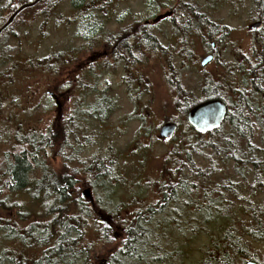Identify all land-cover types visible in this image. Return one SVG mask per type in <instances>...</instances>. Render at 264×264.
I'll use <instances>...</instances> for the list:
<instances>
[{
	"label": "trees",
	"instance_id": "obj_1",
	"mask_svg": "<svg viewBox=\"0 0 264 264\" xmlns=\"http://www.w3.org/2000/svg\"><path fill=\"white\" fill-rule=\"evenodd\" d=\"M33 1L0 0V27L18 7ZM154 1L157 4L151 6L157 9L160 7L158 6L160 0ZM212 1L238 4L243 0H205L209 6L213 5ZM49 2V5H52L51 0H42L32 8L46 6ZM250 2L256 12L254 22H261L263 27L253 41L251 53L253 63L249 58L245 60L243 72L246 75L247 88L242 86L235 89L225 80L211 84L205 80L206 85L201 89V99H195L189 90L174 89L172 108L181 114L182 120L172 122L178 125L179 134L181 132L186 144L179 155H176V151L174 153L176 165L171 179L165 178L169 181L163 182L164 185L160 187L157 208L139 210L134 213L129 224L118 226L123 231V236L116 250L109 253L107 258L109 263L132 264L162 250L160 239L164 233L160 231L163 230L157 225L153 226V220L151 221L155 214L166 215V227L179 234H183L185 226L195 227L198 222L201 225L219 226L220 232H217L221 234L220 242L217 240L212 242V249L207 253L204 264L264 262V259L262 262L258 260L247 245L242 248L243 237L252 238L257 242L264 241V202L256 204L249 201L244 210L246 220L237 218L235 221L228 212L232 205L242 202L238 194L240 186L231 180H220L216 177L221 171L216 168L217 166L226 169L231 164L242 181H245L246 174H252V189L257 191L264 189V157L260 155L261 150L257 146V141L264 144V138L261 137L259 141L254 136L263 130L264 126V105H257L254 97L264 92V0ZM112 3L113 0H71V7L77 10L79 15L76 20L78 24L76 35L82 43L88 45L84 47L85 52H88L90 47L97 49V40L102 36L107 37L103 34V31H106L102 13L104 10L112 12ZM167 3L173 5L172 0H168ZM52 7L54 5L50 8ZM81 7L90 9L88 13L80 16ZM43 12L46 13L47 9ZM21 13L0 34V38L5 34L12 36L11 28ZM174 16L173 20L167 21L171 24L168 44L170 50L175 52L174 57L182 59V64L190 62L188 55L192 51L193 39H200L204 48L211 49L210 41H214L213 44L217 47L228 33L225 27L210 20L208 14L201 12L196 2H180ZM149 25L133 20L128 22L127 27H123L126 31L129 29L135 31L130 42L132 44L130 56H126V51L119 43L118 55L97 63L90 60L86 66L70 67L78 59L77 52H57L43 60L30 62V66H33L38 61H44L45 69L53 79L65 71L69 83L54 80L53 92H61L68 87L70 93H75V100L72 115L67 116V120L62 122L57 120L53 128L48 127L44 136L30 133L26 139L20 140L6 129L0 128V146H8L15 141L14 147L0 156V212L11 213V216L0 215V264H92V261L97 259L94 245L86 240L87 229L91 228L106 239L115 227L116 223L113 222L115 218L113 214H108L104 210L99 199L90 202L85 200L81 189L84 186L100 189L112 188V185L124 186L125 180L122 177L125 170L120 165V156L107 150L101 156L94 155L88 165L78 172L69 171L68 165L72 162L69 154L76 151L77 147L74 145H78L80 150L83 143L89 139V133L84 129L87 123L103 122L111 108L112 101L102 97L93 104L95 107L91 111H81L83 95L88 91H95L93 86L100 80L101 73L98 72L111 70L112 66L117 65L122 68L124 80L128 79L125 84L131 86L132 83L134 88L142 87V91L146 89L143 86L142 75L133 73L132 66L141 61L149 50L160 48ZM219 35L221 37H218ZM168 50L166 49L167 52ZM79 71L80 77L83 76L85 80L88 77L89 85L80 81L77 75ZM231 72L236 76L240 74L236 70ZM92 82L93 86L90 85ZM229 96H232V101L228 100ZM212 99H219L226 104V117L217 130L202 134L188 125L186 114L199 102ZM224 124L228 126L227 132L223 129ZM70 139L72 142L68 141ZM54 156L63 160L60 170L52 171L48 163V159ZM203 163L206 165L205 168L201 166ZM37 172L40 173L39 176ZM81 182L82 184L78 185ZM23 193H27L30 202L37 204L32 211L30 209L29 213H26L30 219L24 218V213L18 210L22 204L16 201L18 199L16 197ZM99 212L106 216L104 223L100 221ZM34 217L36 220H32ZM223 222L224 225L221 226ZM4 240L18 242L23 248L38 253L33 257H26L22 251L8 252L2 246Z\"/></svg>",
	"mask_w": 264,
	"mask_h": 264
},
{
	"label": "rangeland",
	"instance_id": "obj_2",
	"mask_svg": "<svg viewBox=\"0 0 264 264\" xmlns=\"http://www.w3.org/2000/svg\"><path fill=\"white\" fill-rule=\"evenodd\" d=\"M70 2L71 0H51L52 5H49V2L43 7H31L32 9L18 16L17 22L11 28L12 36L5 34L0 38V128L6 129L20 140L26 139L30 133L44 136L48 127H54L57 111L45 92L54 91V80L63 81L66 78L65 71L56 78L57 80L49 76L44 61L34 63L35 66H30V62L43 60L57 52L79 53L71 68L80 67L81 63L90 61V52H85L84 48L86 44L76 35L78 32L76 20L79 15L77 10L71 7ZM180 2H196L201 12L208 14L210 20L219 23L218 25L228 31L223 42L214 49L204 48L200 39H193L192 51L188 55L190 62H186L187 64H182L181 58L174 57L175 52L169 48L171 24L165 21L168 12L167 6H164L165 0H160L158 5L160 7L157 9L151 6L157 4L154 0H113L112 12L104 10L102 13L106 31L116 27V19L124 22L137 20L141 24L148 22L160 48L149 50L141 61L132 66L133 73L143 77V86L146 88L144 91L142 87L134 88L132 83L131 86L125 84L128 79L124 80L122 68H115L114 65L111 70L98 72L101 73L100 80L94 86L93 82L90 84L95 91H88L83 95L81 111H91L95 107L93 104L102 97L111 100L112 105L103 122L87 123L84 129L89 133V139L83 143L80 150L78 145H74L77 149L69 154L72 161L68 165L69 171L78 172L88 165L94 155L101 156L107 150L120 156V165L125 170L124 176L120 172L125 180L124 186L112 185V188L107 189L84 186L81 189L82 197L88 202L99 199L104 210L114 215L113 222L116 223L106 239L91 228L87 229L86 240L94 245V252L97 254V259L93 260L92 264H111L107 258L116 250L123 236L118 235L121 230H117L116 227L129 224L134 213L139 210L148 208L155 210L156 204L160 201V187L164 185L163 182L169 181L165 178L172 177L176 165L174 153L176 151V155H179L186 141L178 129L172 138L160 140L158 130L168 120L169 122L182 120L181 114L172 108L174 89L189 90L195 99H201V89L206 85V81L211 84L225 80L235 89L242 86L247 88L243 68L246 59L249 58L253 63L251 53L255 35L250 25L254 22L256 14L250 0H243L238 4L212 1L211 7L205 0H175L174 5ZM53 5L54 7L50 8ZM44 9H47L46 13L43 12ZM89 9L81 7L80 16L88 13ZM93 48L90 47L89 51ZM99 49L95 52L99 53ZM166 49H169L168 52ZM207 52H213L214 58L205 67H200V61ZM231 70H236L240 73L239 76L233 74ZM77 75L80 77L81 72H77ZM79 79L85 85H89L88 77L86 80L83 76ZM74 94L69 92L65 103L63 105L61 103L62 109H59L61 115L65 117L72 115ZM261 94L254 96L257 105L262 104ZM228 100L232 101V96H229ZM223 129L227 132L228 126L224 124ZM254 136L259 141L261 137L264 138V126L263 130ZM68 141L72 142V139ZM14 142L8 146H0V156L14 147ZM260 143L257 141V146L261 150L260 155L264 157V144ZM63 157L65 159L64 155ZM48 163L52 171H55L60 170L63 160L54 156L48 159ZM204 164L201 165L202 168H205ZM216 168L221 170L216 177L220 180H231L240 186L238 194L242 202L232 205L228 214H232L235 221L237 218L246 220L244 210L247 203L249 201L263 203L264 189L258 191L252 189V174H246L245 181H242L231 164L226 169L219 166ZM39 175L37 172V176ZM75 176L77 178V174ZM80 184L82 182L78 185ZM86 189L89 190L90 197L83 194ZM16 198H18L16 201L22 204L18 210L24 213V218L30 219L26 213L28 214L30 209L32 211L37 204L30 202L27 193L17 195ZM0 215L11 216V213L0 212ZM165 218L166 215L155 214L151 219L153 226L157 225L163 230L160 231L164 233L160 239L162 250L132 264H204L207 253L212 249V242L216 240L220 242L219 226L201 225L198 222L195 227L185 226L183 234H179L166 227ZM32 220H36V217ZM246 245L251 253L256 254L258 260L264 259V241L257 242L252 238L243 237L242 248L244 249ZM2 246L8 252L22 251L26 257H33L38 253L23 248L18 242L4 240Z\"/></svg>",
	"mask_w": 264,
	"mask_h": 264
},
{
	"label": "water",
	"instance_id": "obj_3",
	"mask_svg": "<svg viewBox=\"0 0 264 264\" xmlns=\"http://www.w3.org/2000/svg\"><path fill=\"white\" fill-rule=\"evenodd\" d=\"M42 0H34L31 3L23 4L18 7L6 20V22L0 27V34L13 22L16 16L23 10L35 6ZM262 27V23L259 21L253 22L250 25L252 31H258ZM213 59V55L209 54L204 56L200 61V67H205ZM261 102L264 105V93L261 95ZM227 113V106L219 99L205 100L199 102L190 108L186 114V121L188 125L195 131L207 134L217 130L224 122ZM178 125L174 122H165L158 130V138L165 140L169 139L176 133ZM242 264H264L253 261H247Z\"/></svg>",
	"mask_w": 264,
	"mask_h": 264
},
{
	"label": "flooded vegetation",
	"instance_id": "obj_4",
	"mask_svg": "<svg viewBox=\"0 0 264 264\" xmlns=\"http://www.w3.org/2000/svg\"><path fill=\"white\" fill-rule=\"evenodd\" d=\"M168 2V0H167ZM166 2L165 0V3H164V6H167V18L165 19V21H169L170 20H173L174 19V15H175V10H176V7H178V4L174 5V2L175 0H172L173 2V5H169L168 3ZM127 24L128 22H124V21H120L118 19H116L115 21V25L116 27L114 29H111L110 31H106L104 32L103 31V34L107 35L106 38H102L100 37L97 41H98V48L100 50L99 53H96L95 52V48H93V50L91 49V51H88L90 52V56H89V60H93V62L97 63L99 61H102L104 59H107V58H112L113 55H118V48H117V45L120 43L122 45V48L124 49L125 54L126 56H130L132 54V44L130 43L131 40L133 39V36L135 35V31L133 29H129L128 31L124 30V26L127 27ZM145 25H149L148 22H145ZM262 27H263V24H262ZM261 27V28H262ZM260 30V29H259ZM258 30V31H259ZM257 34H254L255 35V38L257 37ZM170 35H171V32H170ZM169 35V36H170ZM109 36V38H108ZM168 36V37H169ZM125 45V47H124ZM88 45L86 44L85 47H87ZM126 48V50H125ZM211 48L214 49L215 48V45L213 43H211ZM207 52V55L209 54H212L213 55V58H214V54L213 52L209 53ZM90 61L88 62H83L80 64V66H86L87 63H89ZM68 66H69V61H68ZM120 66V65H118ZM123 67V65H121ZM115 68H117V65L115 66ZM63 83L64 84H68L69 83V78L68 76H66V78L63 80ZM46 94V97L50 98L51 101H53L54 103V108L55 110L57 111V120H67V117L63 116V114L61 115V112L59 111V109L61 108L62 109V105L65 103L66 99H67V96L69 95V90H68V87H65L64 90H62L61 92H53V91H46L45 92ZM62 103V105H61ZM83 194L85 196H88L90 197L89 195V190H84ZM99 216H100V221L101 223L104 222V218H106V216L104 217L103 213L102 212H99L98 213ZM116 229L118 230H121L118 226L116 227ZM123 231H120V233L118 234L119 236H122ZM106 261V260H105Z\"/></svg>",
	"mask_w": 264,
	"mask_h": 264
},
{
	"label": "bare ground",
	"instance_id": "obj_5",
	"mask_svg": "<svg viewBox=\"0 0 264 264\" xmlns=\"http://www.w3.org/2000/svg\"><path fill=\"white\" fill-rule=\"evenodd\" d=\"M259 80V79H258Z\"/></svg>",
	"mask_w": 264,
	"mask_h": 264
}]
</instances>
